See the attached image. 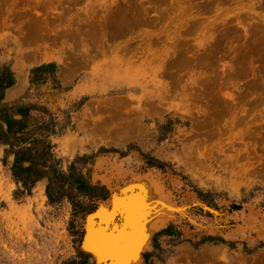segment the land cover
<instances>
[{
	"label": "rangeland",
	"instance_id": "obj_1",
	"mask_svg": "<svg viewBox=\"0 0 264 264\" xmlns=\"http://www.w3.org/2000/svg\"><path fill=\"white\" fill-rule=\"evenodd\" d=\"M2 66L1 102L51 116L50 167L108 196L26 193L0 144V264H109L87 230L120 228L96 212L143 176L158 223L131 264H264V0H0Z\"/></svg>",
	"mask_w": 264,
	"mask_h": 264
},
{
	"label": "trees",
	"instance_id": "obj_2",
	"mask_svg": "<svg viewBox=\"0 0 264 264\" xmlns=\"http://www.w3.org/2000/svg\"><path fill=\"white\" fill-rule=\"evenodd\" d=\"M43 69V65L32 68L30 81L33 82V76ZM13 84L14 78L10 69L6 66L0 67V144L7 146L4 149L6 154H13L12 176L21 183L26 193H29L37 180L45 177L46 194L51 202L64 196L71 201L75 212L83 216L90 213L96 208L98 200L107 198L106 188L91 184L87 177L76 170L75 162L70 165L68 173H58L50 167L53 156L46 134L50 132L52 125L51 116L48 117L50 122H47L31 114V110L48 113L36 104L1 102L4 90ZM81 160L80 158L77 161ZM83 198H87V201L83 202ZM79 253L84 259L89 257L82 251Z\"/></svg>",
	"mask_w": 264,
	"mask_h": 264
},
{
	"label": "bare ground",
	"instance_id": "obj_3",
	"mask_svg": "<svg viewBox=\"0 0 264 264\" xmlns=\"http://www.w3.org/2000/svg\"><path fill=\"white\" fill-rule=\"evenodd\" d=\"M13 92L12 91L8 92V96H12L14 94ZM143 177L136 180V185L138 187H140V189L145 194H141L139 192L141 195L132 196L127 201L125 200L124 197L119 198L118 195L116 194L117 188L115 189V187L113 188L109 185V188L112 192L111 201L109 202L112 205V210L111 209L109 210L108 207L106 206V203H105V205L102 204L99 207L96 214L99 216L101 221H105V222L110 221V219H112L114 217V215H119L122 218L123 223L121 224L120 228L117 229L115 226L111 231H108V232L105 228H103V229L88 228L87 234H86L85 240H84V246H85V248H87V250L92 251V253L97 257L98 262H101L102 260L106 261L107 259H109L110 260L109 264H131L132 262H134L138 259V252L143 248V246L147 243V241H149L148 238H149L151 231H154L153 229L156 228L155 226H156V223H158V222L154 221L153 224H151V222L153 221L152 219L155 220L153 210L155 209L156 212L158 210L156 209L154 203L152 205L148 201H150V200L155 201L154 196H157V195L153 194L155 192V191L153 192L154 189L151 191V189H148V187H147L148 183L152 184L153 182H151L149 180L147 183L148 179L146 180V178H143ZM134 179H137V178L134 177ZM157 183H158V181H157ZM130 185H132V184H130ZM136 185H134V186H136ZM132 186H130V187H132ZM152 186H153V184H152ZM149 187H150V185H149ZM154 187H152V188H154ZM160 188H162V187H160ZM129 189H131V188H129ZM146 190H148V191H146ZM36 191L38 192L39 195H42L43 187L38 185V187L36 188ZM120 196H122V195H120ZM127 197H126V199H127ZM164 198H167V197H164ZM162 204H163V202H162ZM161 206L162 205H160V207ZM161 211H160V213H161ZM147 220H150V223L148 222L149 224H147ZM136 222L137 223L140 222L142 224V226L140 225L138 230H134V229L132 230L131 228ZM91 226H94V224L92 223ZM158 226H159V224L157 225V227ZM137 228L138 227H136V229ZM126 229H128L129 231H127Z\"/></svg>",
	"mask_w": 264,
	"mask_h": 264
},
{
	"label": "water",
	"instance_id": "obj_4",
	"mask_svg": "<svg viewBox=\"0 0 264 264\" xmlns=\"http://www.w3.org/2000/svg\"><path fill=\"white\" fill-rule=\"evenodd\" d=\"M95 210H96V208H95Z\"/></svg>",
	"mask_w": 264,
	"mask_h": 264
}]
</instances>
